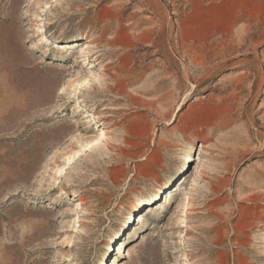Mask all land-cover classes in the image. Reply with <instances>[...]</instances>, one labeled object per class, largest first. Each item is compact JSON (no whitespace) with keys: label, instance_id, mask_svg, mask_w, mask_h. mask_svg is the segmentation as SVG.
Listing matches in <instances>:
<instances>
[{"label":"rangeland","instance_id":"1","mask_svg":"<svg viewBox=\"0 0 264 264\" xmlns=\"http://www.w3.org/2000/svg\"><path fill=\"white\" fill-rule=\"evenodd\" d=\"M0 264H264V0H0Z\"/></svg>","mask_w":264,"mask_h":264},{"label":"bare ground","instance_id":"2","mask_svg":"<svg viewBox=\"0 0 264 264\" xmlns=\"http://www.w3.org/2000/svg\"><path fill=\"white\" fill-rule=\"evenodd\" d=\"M107 89H108V90H112L109 86H107ZM99 109H102V108H99ZM104 111H105V110H103V109L100 110L101 113H103ZM101 117H102V118H105V117H107V115H102ZM155 191H156V190H155ZM75 215H76V214H75ZM75 215H74V216H75ZM132 233L134 234V232H132ZM116 251H117V252H116L115 256H116L117 254H119L120 256H121V255H124V248L122 249L121 245L117 248Z\"/></svg>","mask_w":264,"mask_h":264}]
</instances>
